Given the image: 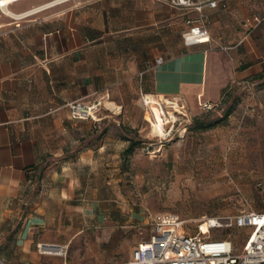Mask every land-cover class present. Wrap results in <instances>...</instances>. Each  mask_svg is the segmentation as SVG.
I'll return each mask as SVG.
<instances>
[{"label":"crops","instance_id":"crops-1","mask_svg":"<svg viewBox=\"0 0 264 264\" xmlns=\"http://www.w3.org/2000/svg\"><path fill=\"white\" fill-rule=\"evenodd\" d=\"M3 1L0 264H114L120 228L141 218L117 184L118 119L141 92L182 97L196 108L264 79V0L206 9L210 41L189 46L181 32L195 13L159 0ZM160 56V65L139 75ZM77 100L109 111L73 118L67 104ZM251 106L242 117L232 105L224 121L194 127L175 144L264 145V105ZM212 119L197 116L193 124ZM36 172L41 191L29 208L26 190ZM150 232L131 239L124 264ZM38 243L67 245V255L40 252Z\"/></svg>","mask_w":264,"mask_h":264},{"label":"rangeland","instance_id":"rangeland-1","mask_svg":"<svg viewBox=\"0 0 264 264\" xmlns=\"http://www.w3.org/2000/svg\"><path fill=\"white\" fill-rule=\"evenodd\" d=\"M260 49L264 52V42L260 43ZM252 94L254 98H251ZM154 98L161 103L171 100L179 104L177 107L174 103L172 108L166 103L165 111L167 114L171 111L175 120L164 125L165 134L151 131L147 117H152V103L144 104L140 94L137 103H132L126 115L118 119L119 126L116 125V131L119 128L123 137L119 162L121 177L117 184L133 203L132 210L141 218L134 217V224L120 228L123 244L120 257H116L114 264H124L126 252L134 246L128 247L132 238L141 240L148 236L152 229L151 219L156 212L179 214L185 219L186 230L193 233L195 223L202 216L234 213L249 205L254 209L264 207V145L175 144L183 135H190L194 128L193 119L197 116L212 119L232 105L243 115L251 103L264 105V79L255 81L249 91L241 87L231 88L223 98L211 103V108L201 104L192 107L177 96L159 98L155 95ZM108 111L99 104L97 113ZM125 137L138 142L132 154L123 152L128 145ZM40 191L36 172L27 186V207L34 206ZM145 220L149 223H144ZM236 242H240L239 239ZM106 248L108 250V246Z\"/></svg>","mask_w":264,"mask_h":264},{"label":"built area","instance_id":"built-area-1","mask_svg":"<svg viewBox=\"0 0 264 264\" xmlns=\"http://www.w3.org/2000/svg\"><path fill=\"white\" fill-rule=\"evenodd\" d=\"M159 1L184 13H195V16L186 19V27L181 32L183 43L189 46L210 41L206 9L226 8L228 0ZM3 5L4 1L0 0V6ZM256 22L259 20L256 19ZM162 62L163 57H157L154 62L147 63L139 75ZM149 96L155 94L140 93L144 104L150 103ZM99 104L98 101L85 104L77 100L69 102L67 108L73 118L94 119ZM162 105L165 109L166 104ZM203 106L212 107L211 103H204ZM254 111L249 104L242 117ZM151 225L149 237L137 244L131 260L126 264H264V211L255 210L250 205L234 213L202 216L195 223L193 233L186 230L185 219L174 212L154 213ZM236 239L240 242L237 243ZM37 247L40 252L63 257L68 249L67 245L54 243H38Z\"/></svg>","mask_w":264,"mask_h":264},{"label":"bare ground","instance_id":"bare-ground-1","mask_svg":"<svg viewBox=\"0 0 264 264\" xmlns=\"http://www.w3.org/2000/svg\"><path fill=\"white\" fill-rule=\"evenodd\" d=\"M6 1V0H5ZM161 97V96H160ZM149 102H151V116H148L147 119H149L151 123V131L156 134H162L164 133V125L167 124L169 121L175 120V116L171 111L167 112L164 109V106L162 105L161 102L157 101L154 96H149ZM154 103H159L160 105H155ZM164 103V102H163ZM166 103H169V105H172V108H174V103L177 104L178 107V102L175 101H166ZM165 103V104H166ZM170 118V119H169ZM165 134V133H164Z\"/></svg>","mask_w":264,"mask_h":264},{"label":"trees","instance_id":"trees-1","mask_svg":"<svg viewBox=\"0 0 264 264\" xmlns=\"http://www.w3.org/2000/svg\"><path fill=\"white\" fill-rule=\"evenodd\" d=\"M232 110V106H230L228 108V110L226 112H224V114L220 117H217L215 119H212V120H209V121H199V122H194L195 125L194 127L195 128H206V127H210V126H213V125H216V124H219L221 123L222 121H224L226 119V116L227 114ZM126 140H128V145L127 147L124 149V153L125 154H132L135 150V148L138 146V142L133 140L132 138L130 137H125Z\"/></svg>","mask_w":264,"mask_h":264}]
</instances>
